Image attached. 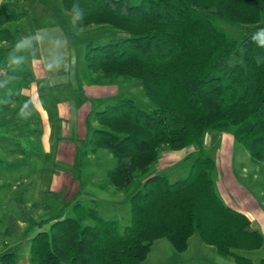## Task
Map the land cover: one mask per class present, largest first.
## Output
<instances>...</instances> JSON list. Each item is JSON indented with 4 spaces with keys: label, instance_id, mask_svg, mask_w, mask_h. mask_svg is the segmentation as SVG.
I'll use <instances>...</instances> for the list:
<instances>
[{
    "label": "trees",
    "instance_id": "obj_1",
    "mask_svg": "<svg viewBox=\"0 0 264 264\" xmlns=\"http://www.w3.org/2000/svg\"><path fill=\"white\" fill-rule=\"evenodd\" d=\"M59 2L72 15L73 5H79L84 16L77 27L93 23L122 33L103 44L85 45L89 82L135 80L151 109H141L130 98L116 99L95 112L99 128L88 141L93 152L105 149L114 158L106 179L115 191L129 193L140 183L129 196V224L120 230L117 220L103 219L94 207L76 200L74 217H49L42 221L48 228L29 238L28 264H143L156 239L182 252L195 233L219 256L252 264L235 250L259 249L264 238L245 214L219 196L216 163L203 143L208 131L227 132L252 162L264 163V48L252 40L254 33L237 40L220 25L264 24V0ZM25 14L0 9V42L18 36ZM192 145L197 150L185 158L184 176L171 181L166 173H151L160 151ZM14 201L23 220L38 207ZM4 219L0 241L18 228L16 217ZM15 250H1L0 264H15Z\"/></svg>",
    "mask_w": 264,
    "mask_h": 264
},
{
    "label": "crops",
    "instance_id": "obj_2",
    "mask_svg": "<svg viewBox=\"0 0 264 264\" xmlns=\"http://www.w3.org/2000/svg\"><path fill=\"white\" fill-rule=\"evenodd\" d=\"M43 12L36 11L34 15L30 11L26 13L18 22L21 26L20 33L9 41L16 43V38L39 34L44 37L42 44L38 45L34 41L30 49L15 52L14 45L9 49H2V44L8 41L0 42V66L7 70V75L0 79V85H3L0 87V181L15 179L16 183L24 180L27 181L26 184H31L28 180L36 179L39 170L44 171L49 163L52 166L45 173L48 174L50 188L46 192L60 193L66 197L67 202L77 197L94 200L96 193L108 194V190L112 194L118 192L113 187L103 185L104 182L99 185L91 184L98 177L94 161L102 159L100 155L105 154V149L93 152L88 142L92 131L99 128L95 112L120 98L118 87L116 83L89 82L84 71L83 56L79 63L77 60L75 64L71 62L75 56L63 29L54 23L42 25L33 21L36 13ZM28 15H31V19ZM42 17L45 21L49 19L47 15L42 14ZM13 32L15 35V29ZM55 41L60 43L58 48ZM13 56L23 57V63L10 66ZM57 56L63 58L61 67L52 72L44 71V63ZM30 98V114L20 117L23 102ZM235 144L230 133L214 131L206 133L203 143L207 154L215 159L213 178L219 196L226 205L245 214L264 238V202L261 205L252 197L234 195L231 189L236 185L234 166L239 165L242 173L247 171L243 163L233 161ZM192 148L163 150L155 171L160 173L166 169L172 170L173 166L178 165L177 162L186 158V151L190 152ZM106 154L108 155L104 157L109 160L111 154ZM217 155H220V162ZM48 157L52 159L51 162L46 160ZM108 170L105 171V177ZM86 179L90 181L89 184ZM2 186L0 184V190ZM12 188H16L15 183ZM26 202L28 205L34 203ZM0 205L5 206L4 203ZM191 238L186 251L171 253L172 261L165 260L163 264H238L231 257L219 256L213 246L200 239L193 242V251H189ZM261 250H264V243L256 250L235 252L250 258L252 264H260L264 254L253 259L249 252ZM147 259L148 257L143 264H148Z\"/></svg>",
    "mask_w": 264,
    "mask_h": 264
},
{
    "label": "rangeland",
    "instance_id": "obj_3",
    "mask_svg": "<svg viewBox=\"0 0 264 264\" xmlns=\"http://www.w3.org/2000/svg\"><path fill=\"white\" fill-rule=\"evenodd\" d=\"M130 1L133 3L139 2V0ZM0 9H7L9 11L21 14L23 11L26 13L30 11V13L33 15L36 11H44L42 14L47 15V18H49L48 21L44 20L45 16L42 17L41 13H36V19H34L33 21L38 22V24L42 25L54 23L55 25L59 26V28L63 29L66 35V41L68 40V43L71 45L74 56L76 57L78 63L84 54L85 45L87 43L103 44L110 39L117 38L122 35V33L118 30L102 25H96L93 23L77 27L72 22L73 15L65 11L61 7L59 0H0ZM30 17L31 15H28V18ZM28 18H26V20ZM30 19L28 20V23L31 22ZM7 25H10L12 31L14 30L13 23L10 22ZM220 25L229 36L237 40H240L243 36L250 33H255L260 28H264V24L262 23L234 25L228 22L221 21ZM17 40L18 39L16 38V42ZM14 43L15 42L8 41V43L2 44V49H9L10 47H13V45H15ZM22 54L24 55V53ZM116 86L118 87L119 97L133 99L135 103L143 110L148 111L151 109L150 103L144 96L143 91L141 90L140 85L137 81L132 79L119 80L116 83ZM190 147H193L192 151L189 152V150H187L185 157H191V155H194L196 153V146L192 145ZM104 151V155H108L106 154L108 152L106 150ZM162 151H160L157 160L151 166V173H157L155 171V168ZM223 154H225V152H223ZM104 155H100L102 159H100L99 161H94L95 173L98 174V177L94 179L91 184L95 183L99 185L104 182L103 185L112 187L111 185L107 184L105 171L113 168L115 160L114 158H111V156L110 158H108L109 160H106ZM217 156H219L218 161L220 162V155ZM46 160L48 162L52 161V159L49 157ZM233 161L234 163H243L247 170L242 173L239 169V165L234 166L236 185L232 186L231 188L234 192V195L240 194L239 196H244L246 198L247 196L252 197L256 202H259L262 205V202H264V163L252 162L247 150L238 142H236L233 149ZM95 162H98V164ZM186 163H188V161H185V159L180 160L176 163L178 165L173 166L172 170L166 169L165 171L163 170L160 173L164 172L168 174L170 180L174 181L185 173ZM47 165L48 167L52 166L49 163ZM48 167H44V171L39 170V174L36 179L28 180L29 182H32L31 184H26L27 181L24 180H19L16 183L15 179L0 181V184L3 185L0 190V204H5L4 207L0 205V232H2L7 226V221L4 219V217L12 215L18 219L17 230L11 236H5L1 239L0 251L5 249L6 247L15 246V264H28L30 243L28 237L32 236L38 230H45L48 228L49 224L42 223L43 220L49 217L58 216L74 217L75 211L73 210L72 203L76 200L85 207H94L96 213L103 219L117 220L120 230H122L124 226L129 224V196L140 188V183H135L129 190V193L115 192L112 194V192L110 193L108 190V194H104L101 192L96 193L97 197H93L95 198L94 200H89L85 197H77V199L75 198V200H69L71 203L66 205V197L61 195L63 199H59L56 196L46 192V190L50 188L48 174L45 173L48 170ZM13 183H15V189L12 188ZM86 183L89 184L90 181L86 179ZM81 189L83 190V188ZM14 200L24 201L26 203V208H30V206L34 204H37L38 207L34 212L29 214V220H23L21 218V213L19 211L18 205ZM26 201L34 203L28 205ZM262 208H264V206H262ZM85 223L90 224L91 222L89 220H86ZM190 238L191 241L189 251H193V242L195 240L199 241L198 239H200V237L195 233L190 236ZM154 242L152 244L151 251L147 256L148 264H163L165 260L166 262H171L172 260L170 259V254L179 252L176 251L173 246L164 238L156 239ZM164 245H166V247H164ZM249 253H251V257L253 259H256L257 257L264 254V250H261V252Z\"/></svg>",
    "mask_w": 264,
    "mask_h": 264
},
{
    "label": "clouds",
    "instance_id": "obj_4",
    "mask_svg": "<svg viewBox=\"0 0 264 264\" xmlns=\"http://www.w3.org/2000/svg\"><path fill=\"white\" fill-rule=\"evenodd\" d=\"M84 14L82 13L79 5H73V24L76 23V21H80L83 19ZM252 40L256 43V45L259 48H264V28L258 29L252 36ZM36 42V44H42L44 41V37L42 35H34V36H24L22 38H19L17 42L14 45L13 51L20 52L22 50L30 49L33 45V42ZM55 46L58 48L60 46L59 41H55ZM24 61L23 57L13 56L10 59V66H19ZM72 64L76 63L75 57L72 58ZM63 63V58L60 56L55 57L53 60L44 63L43 69L46 72H52L53 70H58L61 67V64ZM0 87H3V85H0ZM31 105V98L29 100H26L23 102V105L20 108L19 115L20 117H26V114L28 113V109Z\"/></svg>",
    "mask_w": 264,
    "mask_h": 264
},
{
    "label": "built area",
    "instance_id": "obj_5",
    "mask_svg": "<svg viewBox=\"0 0 264 264\" xmlns=\"http://www.w3.org/2000/svg\"><path fill=\"white\" fill-rule=\"evenodd\" d=\"M7 75V70L0 66V79Z\"/></svg>",
    "mask_w": 264,
    "mask_h": 264
}]
</instances>
